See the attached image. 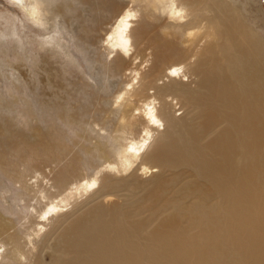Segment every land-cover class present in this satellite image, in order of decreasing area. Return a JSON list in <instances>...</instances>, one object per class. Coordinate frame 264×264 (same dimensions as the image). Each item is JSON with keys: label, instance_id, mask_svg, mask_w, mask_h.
Segmentation results:
<instances>
[{"label": "bare ground", "instance_id": "6f19581e", "mask_svg": "<svg viewBox=\"0 0 264 264\" xmlns=\"http://www.w3.org/2000/svg\"><path fill=\"white\" fill-rule=\"evenodd\" d=\"M10 1L40 21L34 1ZM48 1L115 81L91 93L86 121L119 151L95 141L86 153L99 161L73 177L18 173L35 205L21 233L0 216V264H47L46 253L51 264H264V39L244 11L233 0ZM8 98L1 138L19 131ZM20 113L35 122L30 105Z\"/></svg>", "mask_w": 264, "mask_h": 264}, {"label": "rangeland", "instance_id": "374dc122", "mask_svg": "<svg viewBox=\"0 0 264 264\" xmlns=\"http://www.w3.org/2000/svg\"><path fill=\"white\" fill-rule=\"evenodd\" d=\"M32 1L37 7L38 23L26 16L21 4L0 0V97L16 100L13 109L19 121L18 133L0 137V159H5L0 160V188L3 186L7 191V202L0 198V216L13 219L19 233L24 230L19 221L21 216L35 203H30L31 197L22 195L19 181L23 178L18 173L25 176L23 181L28 184L35 182L34 169L47 175L51 172L48 175L51 180L61 169L73 177L78 173L77 168H86L90 159L99 161L98 156L92 158L86 153L95 141L105 144L110 152L119 151L108 132H100L86 121L90 119L91 93L98 90L111 93L114 80L102 79L101 69L93 57L94 49L79 39L77 30L66 28L60 18H52L51 2ZM233 1L244 11L249 25L264 39V0ZM28 105L33 112L31 119L35 121L29 127L20 113ZM46 105L58 108L55 113L58 118L51 119ZM95 113L92 117L98 119ZM49 245L53 247L54 243ZM52 261L51 254L46 253L45 262L51 264Z\"/></svg>", "mask_w": 264, "mask_h": 264}]
</instances>
